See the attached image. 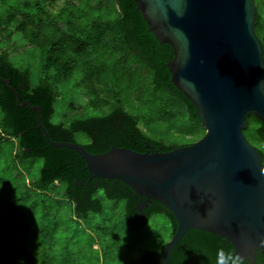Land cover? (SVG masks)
Here are the masks:
<instances>
[{"label":"water","instance_id":"obj_1","mask_svg":"<svg viewBox=\"0 0 264 264\" xmlns=\"http://www.w3.org/2000/svg\"><path fill=\"white\" fill-rule=\"evenodd\" d=\"M134 1L150 33L174 51L167 67L206 130L198 142L167 153L145 142V153L114 147L91 154L77 143L53 142L41 121L42 108L21 103L10 81H0L19 107L37 113L49 146L75 151L91 179L120 181L132 189L143 198L140 216L153 201L172 213L176 232L158 264H169L192 230L226 240L237 260L264 264L258 261L264 254V164L244 134L251 116L264 125V45L256 33L255 0Z\"/></svg>","mask_w":264,"mask_h":264},{"label":"rangeland","instance_id":"obj_2","mask_svg":"<svg viewBox=\"0 0 264 264\" xmlns=\"http://www.w3.org/2000/svg\"><path fill=\"white\" fill-rule=\"evenodd\" d=\"M25 1L39 3L46 12L36 21V33L40 35L34 37L35 46L12 27L10 37L0 38V53L7 52L16 67L31 72L32 88L43 78L54 84V123L69 127L76 120L105 117L119 106L134 116L139 128L154 141L181 147L205 136L203 125L189 120L181 101L154 84L153 71L123 44L121 36L110 34L97 48L78 43V38L90 32V21L110 22L119 15L115 0ZM255 4L262 14L256 33L264 45V0H255ZM68 21L74 22V40L65 39L74 33L68 32ZM45 35L48 45H55L58 54L66 56L68 78L44 71L41 52ZM257 130V120L249 119L245 137L264 153V139ZM17 141L3 140L0 144V179L4 181L0 203L4 211H15L8 219L12 225H7L13 229L6 243L9 250H31L34 264H141L146 252H161L172 239L173 228L165 214L152 215L144 228L137 229L127 221L126 200H109L103 190L97 193L102 210L83 215L76 213L74 202L65 196L64 182L38 191L36 182L44 162L30 158L19 164ZM76 141L80 145L90 142L84 133L77 134ZM26 190L29 198L17 211L14 204ZM33 224L34 238L30 236Z\"/></svg>","mask_w":264,"mask_h":264},{"label":"trees","instance_id":"obj_3","mask_svg":"<svg viewBox=\"0 0 264 264\" xmlns=\"http://www.w3.org/2000/svg\"><path fill=\"white\" fill-rule=\"evenodd\" d=\"M17 1V3H13L12 0H1L0 38L10 37L12 27H15V31L20 32L29 45L35 46L34 37L40 35V33H36V21L40 15L46 14V12L37 2L34 4V2L30 3L25 0ZM115 2L119 15L110 22L92 23L90 21L88 25L90 32L78 38V43L90 48H97L108 35L121 36L123 44L131 47L153 71L154 84L178 98L186 108L190 119L202 125L194 104L171 82L167 65L174 59L172 47L160 44L150 33L134 0H115ZM258 14L257 24L262 19V14L259 11ZM39 22L43 23L41 20ZM73 23V21L66 23L70 33L74 32L72 30ZM74 37H76L75 32L65 39L74 40ZM45 39L46 42L42 45L41 52L44 59V71L54 72L57 78H68L69 73L65 68L67 66L66 56L58 54L54 48L55 45L51 47L48 45L46 35ZM0 77L10 81V87L19 93L21 103L29 101L32 106L42 108L41 121L53 142L77 143L76 135L84 133L90 142L82 146L91 154H104L114 147L145 153L147 151L145 142H149L155 150L165 153L178 148L150 139L139 128L137 119L122 107H117L105 117L73 121L69 127L63 123H54L56 102L54 84L43 78L40 85L32 88L31 72L16 67L10 54L5 51L0 53ZM0 111L3 114V118H0V144L3 140H18L19 152L16 158H19V164L30 158H40L44 162L40 178L36 182L38 191L45 192L57 181L64 182L66 185L65 196L74 202L76 213L83 215L88 212L99 213L102 210V201L97 197V193L103 190L109 200H126V218L133 227L142 229L148 224L152 215L162 213L171 222L172 236L175 234L176 220L172 213L160 203L151 202L149 208L140 216L137 206L143 201V198L135 195L132 189L120 181L91 179L84 160L75 151L50 147L43 132L39 129L37 113L30 111L27 107H19L15 94L3 81H0ZM251 118L257 120L258 134L264 139V125L255 117H249V119ZM259 152L264 160V153ZM0 153H3V150H0ZM3 182L0 179V185H3ZM22 193L23 195L14 204L17 211L19 205L24 204L29 198L28 190ZM3 207L4 205L0 203V215H3L0 216V264H34V255L31 250L23 248V250L13 252L8 249L6 245L8 235L13 232V229L7 226L12 225L8 219L13 216L15 211H4ZM30 233V236L34 238V224L31 226ZM161 252H147L141 258V264H158ZM258 261L264 262V254L258 255ZM169 264L246 263L237 260L233 246L218 235L192 230L174 249Z\"/></svg>","mask_w":264,"mask_h":264},{"label":"flooded vegetation","instance_id":"obj_4","mask_svg":"<svg viewBox=\"0 0 264 264\" xmlns=\"http://www.w3.org/2000/svg\"><path fill=\"white\" fill-rule=\"evenodd\" d=\"M146 209H147V208H146ZM146 209H145V210H146ZM145 210H144V211H145ZM144 211L142 212V215L144 214Z\"/></svg>","mask_w":264,"mask_h":264}]
</instances>
